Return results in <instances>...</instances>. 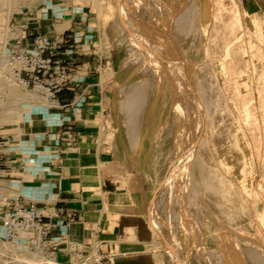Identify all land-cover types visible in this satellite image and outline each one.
I'll list each match as a JSON object with an SVG mask.
<instances>
[{"label":"rangeland","instance_id":"1","mask_svg":"<svg viewBox=\"0 0 264 264\" xmlns=\"http://www.w3.org/2000/svg\"><path fill=\"white\" fill-rule=\"evenodd\" d=\"M24 1L0 0V20ZM98 1L120 31L118 61L106 71L110 137L119 128L137 139L142 124L148 162L159 170L146 214L158 262L264 264V0ZM41 104L0 80L5 199L14 195L1 163L20 158L15 147L23 159L45 157L35 141L55 112Z\"/></svg>","mask_w":264,"mask_h":264},{"label":"crops","instance_id":"2","mask_svg":"<svg viewBox=\"0 0 264 264\" xmlns=\"http://www.w3.org/2000/svg\"><path fill=\"white\" fill-rule=\"evenodd\" d=\"M260 1L240 0L244 7ZM24 2L14 20L33 34L68 40L56 59L70 64L71 84L52 107L51 128L35 141L45 158L23 159L16 146L20 158L1 163L2 182L14 195L5 191L8 199L37 205L62 242L56 264H79L78 253L100 257L92 264H160L146 218L159 170L148 162L143 126L137 139L119 128L110 137L114 98L106 71L118 61L119 26L106 24L98 0ZM134 111L128 108L126 114Z\"/></svg>","mask_w":264,"mask_h":264},{"label":"built area","instance_id":"3","mask_svg":"<svg viewBox=\"0 0 264 264\" xmlns=\"http://www.w3.org/2000/svg\"><path fill=\"white\" fill-rule=\"evenodd\" d=\"M67 44L63 35L33 34L23 22L13 18L0 20V74L22 90L35 93L40 102L55 107L60 94L69 90L71 84L70 64L56 59ZM2 196L0 193V219L4 227L0 264H12V258L2 252L4 247L24 248L43 264H56L62 242L53 237L51 224L37 205ZM58 214L65 211L59 209ZM78 260L79 264L101 262L100 257L91 259L82 253H78Z\"/></svg>","mask_w":264,"mask_h":264},{"label":"bare ground","instance_id":"4","mask_svg":"<svg viewBox=\"0 0 264 264\" xmlns=\"http://www.w3.org/2000/svg\"><path fill=\"white\" fill-rule=\"evenodd\" d=\"M121 3V2H120ZM118 10H122V5L120 4L119 5V7H118ZM236 19V18H235ZM240 19V18H239ZM234 21V20H233ZM237 23V22H236ZM236 23H234L233 24V26L234 27H232L231 28V31H230V36H236V31L237 30H239L241 27H242V24L241 23H237V25H236ZM125 27H126V29H129V26L125 23V25H124ZM130 30V29H129ZM229 33V32H228ZM231 38V37H230ZM237 39V38H236ZM227 41V40H226ZM228 43V42H227ZM233 69V68H232ZM5 79V80H7V81H10V82H12L16 87H18L13 81H11V80H9V79H7L3 74H0V80L1 79ZM24 92H27V93H29V91H24ZM42 103V102H41ZM44 104V103H43ZM45 105V104H44ZM44 105L42 106V104H41V107H44ZM45 107H49L50 108V106H45ZM39 113V112H38ZM46 116V115H45ZM27 138V137H26ZM45 158V157H44ZM154 200H155V198L153 199V201H152V205H153V202H154ZM150 217H151V212H149V219H150ZM150 222H151V219H150ZM156 226V228H158V225L156 224L155 225ZM2 232H3V234H2ZM1 234H2V237H1ZM3 237H4V227H3V223H2V220L0 219V240H2L3 239ZM25 252L27 255H29L32 259H34V260H31V258L29 259V260H23L22 258H21V256H19V252ZM2 252H4L5 254H7V255H9L11 258H12V264H43L41 261L39 262L38 260H37V258L34 256V255H32V254H30L26 249H24V248H19V249H10V248H8V247H4L3 249H2ZM28 257V256H27ZM25 258V257H24ZM38 261L39 263H37L36 261Z\"/></svg>","mask_w":264,"mask_h":264}]
</instances>
